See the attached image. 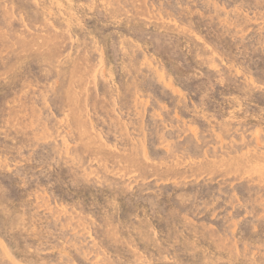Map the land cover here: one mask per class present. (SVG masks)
Wrapping results in <instances>:
<instances>
[{"label":"rangeland","instance_id":"obj_1","mask_svg":"<svg viewBox=\"0 0 264 264\" xmlns=\"http://www.w3.org/2000/svg\"><path fill=\"white\" fill-rule=\"evenodd\" d=\"M0 36V264H264V0H0Z\"/></svg>","mask_w":264,"mask_h":264},{"label":"bare ground","instance_id":"obj_2","mask_svg":"<svg viewBox=\"0 0 264 264\" xmlns=\"http://www.w3.org/2000/svg\"><path fill=\"white\" fill-rule=\"evenodd\" d=\"M20 1V0H19ZM70 1H72V0H70ZM103 1V0H102ZM5 2V1H4ZM109 1H107V3H108ZM6 3V2H5ZM21 3V2H20ZM70 3V2H69ZM104 3H105V1H104ZM243 3V2H242ZM19 4V3H18ZM102 4H103V2H102ZM112 5V4H111ZM38 6V5H37ZM19 7V6H18ZM109 7H111V6H109ZM19 9V8H18ZM119 11V10H118ZM121 13V12H120ZM124 15V14H123ZM128 17V16H127ZM48 18V17H47ZM132 20H133V18H131ZM51 21V20H50ZM60 22V21H59ZM61 23V22H60ZM58 25H59V23H58ZM61 25V24H60ZM184 25V24H183ZM53 26H54V24H53ZM31 29V28H30ZM43 31V30H42ZM41 31V32H42ZM37 32V31H36ZM69 32V31H68ZM45 33V32H44ZM70 33V32H69ZM197 35H198V33H197ZM38 36V35H37ZM40 36H42V35H40ZM53 36H55V35H53ZM52 36V37H53ZM200 36V35H199ZM1 37V36H0ZM51 37V36H50ZM186 37V36H185ZM42 38H43V36H42ZM45 38V37H44ZM54 38V37H53ZM189 38V37H188ZM31 39V38H30ZM20 40H21V38H20ZM48 40H49V38H48ZM93 40V39H92ZM14 41H16V40H14ZM44 41V40H43ZM19 42V41H18ZM54 42V41H53ZM58 42V41H57ZM94 42V41H93ZM25 43H27V42H25ZM32 43V42H31ZM42 43V42H41ZM46 43V42H45ZM55 43V42H54ZM53 43V44H54ZM205 43H207L206 41H205ZM14 44V43H13ZM18 44V43H17ZM29 44V43H28ZM51 44V43H50ZM95 44V43H94ZM0 45H2V44H0ZM24 45V44H23ZM30 45V44H29ZM33 45V44H32ZM39 45V44H38ZM18 46V45H17ZM27 46V45H26ZM25 46V47H26ZM45 46H46V44H45ZM23 47V46H22ZM42 48V47H41ZM44 48V47H43ZM46 48V47H45ZM23 49V48H22ZM25 49V48H24ZM52 49V48H51ZM29 50V49H28ZM38 50V49H37ZM41 50V49H40ZM45 50V49H44ZM18 51V50H17ZM43 51V50H42ZM25 52V51H24ZM42 53V52H41ZM28 54V53H27ZM47 54V53H46ZM130 54V53H129ZM204 54V53H203ZM44 55V54H43ZM33 56V55H32ZM43 57V56H42ZM14 58V57H13ZM59 58V57H58ZM33 60V59H32ZM36 60V59H35ZM45 60V59H44ZM39 62V61H38ZM55 62H57V61H55ZM42 63V62H41ZM51 63V62H50ZM56 65V64H55ZM58 65V64H57ZM74 65V64H73ZM53 67V66H52ZM73 70V69H72ZM94 72H95V70H94ZM78 73V72H77ZM85 74V73H84ZM82 75V74H81ZM77 76V75H76ZM67 79V78H66ZM67 82H68V80H67ZM70 84V83H69ZM66 87V86H65ZM71 91V90H70ZM109 92V91H108ZM70 93V92H69ZM102 94V93H101ZM98 96V95H97ZM67 98V97H66ZM68 100V99H67ZM264 100V99H263ZM66 101V100H65ZM68 102V101H67ZM72 105V104H71ZM68 108V107H67ZM3 109V108H2ZM69 111V110H68ZM78 111V110H77ZM72 112V111H71ZM6 119V118H5ZM72 119H73V117H72ZM78 121H80V120H78ZM82 122V121H81ZM14 124V123H13ZM80 125V124H79ZM75 126V125H74ZM77 129H79V127L77 128ZM80 134H82L83 135V133H81L80 132ZM79 134V135H80ZM89 135V134H88ZM92 136V135H91ZM82 137V136H81ZM86 137V136H85ZM93 137V136H92ZM83 138V137H82ZM87 139V138H86ZM95 140V139H94ZM96 141V140H95ZM98 143V142H97ZM90 145V144H89ZM97 145V144H96ZM101 145V144H100ZM90 147H92V146H90ZM98 148V147H97ZM101 148V147H100ZM93 149V148H92ZM96 151V150H95ZM247 163H249V162H247ZM244 164V165H248V164ZM251 164V163H250ZM5 177V176H4ZM48 179V178H47ZM225 189V188H224ZM24 198V197H23ZM22 200V199H21ZM24 200V199H23ZM28 204V203H27ZM22 205V204H21ZM221 205V204H220ZM19 206H20V204H19ZM25 206V205H24ZM15 208V207H14ZM13 208V209H14ZM119 232V231H118ZM120 233V232H119ZM131 239V238H130ZM157 255V254H156ZM127 261V260H126ZM167 262V261H166Z\"/></svg>","mask_w":264,"mask_h":264}]
</instances>
